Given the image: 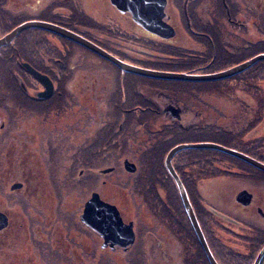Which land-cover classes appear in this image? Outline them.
Segmentation results:
<instances>
[{"label":"flooded vegetation","instance_id":"1","mask_svg":"<svg viewBox=\"0 0 264 264\" xmlns=\"http://www.w3.org/2000/svg\"><path fill=\"white\" fill-rule=\"evenodd\" d=\"M40 1L0 0V37L18 23L35 19L51 21L83 35L123 61L143 66L137 63L148 60L132 54L129 46H123L122 30L109 29L115 19L126 22L136 31L125 36H133L137 45L148 47L149 51H135L143 55L152 56L153 46L155 52L159 49V54L167 44L181 49L186 30L194 48L204 46L190 53L195 61L209 63L211 68L223 66L212 72L236 65V61L260 50L263 45L261 36L252 40L247 34L251 25L262 26L264 0H183V4L182 0H176L178 13L173 12V1L168 0L164 19L175 28L170 38L140 24L134 15L133 2L125 3L126 0L121 1L125 10L113 0H109L111 8L97 9L93 13L87 11L84 0H79L80 3L59 0L60 3L54 2L41 10L30 9ZM247 14L254 18L250 19ZM227 25L233 30V39L226 37ZM20 34L22 38H18ZM20 34L11 43L0 46V222H5L0 229V264H212L186 212L179 186L166 166L168 153L164 159L166 169L147 166L150 154L144 148L139 150V165L133 161L137 166L135 172L125 165L118 168L120 175L110 186L115 187L113 196L122 201L120 204L111 199L113 196L107 200L102 197L96 184L102 181L97 177L84 176L89 165L73 173L72 178L85 179L79 182L80 186L73 188L69 181L71 168L67 166V156L81 154L92 159L126 156L127 152L118 154L117 118L121 116L120 121L131 122L133 111L145 109L142 105L131 107L137 97L127 88L129 82L124 75L128 72L101 54L56 33L29 28ZM231 40L236 42L231 45ZM86 56L115 69L117 81L110 92H105L103 86L100 92L93 93L94 98L85 97V81L96 80L91 75L92 68L98 69L97 61L92 59L95 64L85 70L81 61ZM24 63L53 81L54 91L49 97H40L45 87ZM232 63L235 64L230 65ZM38 83L41 88H37ZM98 83L95 82V87ZM140 86L144 87L145 83ZM150 90L159 107V117L166 114L171 120L189 123L196 119L195 115L203 116V112L192 108V103L173 100L176 92L164 87ZM79 91H82L80 96ZM176 106L183 110L177 111ZM80 107L82 112H78ZM92 108H96V112L86 115ZM204 113L210 115L208 110ZM71 114L79 117L77 134L74 133L78 123L70 122ZM101 115L106 120L98 117ZM263 124L264 119L249 131V142L244 141L246 138L241 140L242 150H239L262 163L264 134L255 137V131ZM53 129L58 132L51 134ZM212 129L220 132L223 128ZM93 130L96 131L94 140L86 145L85 136ZM114 131L115 139L111 135ZM56 137L58 146L52 143ZM77 138L82 141L74 144L71 151L67 139ZM39 139H42L40 143ZM44 141L50 143L48 148ZM123 142L135 143L130 133L124 135ZM179 153L173 157V165L217 262L254 264L264 248V169L230 154L210 158L212 167H196L193 164L196 157ZM218 156L236 165L222 167L223 160ZM126 159L129 158L125 157L124 161ZM115 169V166L107 167L104 173L101 169L99 176L113 174ZM244 190L250 193L251 199L238 201L237 195ZM213 193H218V197ZM96 194L102 201L117 207L124 226L133 224L135 238L132 242L109 237L108 224L106 231L100 228L102 207L95 209V220L87 217V204ZM114 255L125 259L115 263ZM258 264H264V255Z\"/></svg>","mask_w":264,"mask_h":264},{"label":"rangeland","instance_id":"2","mask_svg":"<svg viewBox=\"0 0 264 264\" xmlns=\"http://www.w3.org/2000/svg\"><path fill=\"white\" fill-rule=\"evenodd\" d=\"M172 1H173L172 5H171L172 10L174 13L175 12L178 13L179 12L178 9H180V8H178V2L180 0H178V2H176V0H172ZM54 2H59V0H41L38 4H36L35 8L31 7L30 9L41 10V9L45 8L46 5H54ZM78 2L80 3L79 0H78ZM96 2H98L99 4H97ZM84 3H85V6L87 7V11L89 13H93L97 9L104 10V9H108L109 7L111 8V6H109L110 5L109 0H84ZM182 4H183V0H182ZM263 8H264V5H263ZM73 12L74 11L71 10V13H73ZM247 17H249L250 19L254 18V16H252L250 14H247ZM114 19H115V17H114ZM105 21L107 23H110L107 19ZM119 25H120V27H119ZM183 25H186L184 20H183ZM114 28L116 30L117 29L122 30V32L124 34H121L122 35V41L121 42H123V46H129L130 47L132 54H134L137 57L142 58L144 60H149L152 57H156L159 55V53L155 52L153 49L155 46L152 47V50L150 49L151 47L149 48L153 54L152 56L151 55H143L142 53H135V51H137V50L138 51L148 50V47L143 46V45H137V43L134 40H132L133 36H130V38L125 36V35H131L132 33H134V34L136 33V31H133L131 29L130 25H128L126 22H124V21L116 22V19H115V23L112 25V29H111V27L109 29L113 30ZM226 28L228 29V31L226 33L227 34L226 37L228 36L231 39H233L232 28H229L228 25ZM117 34L119 35V31L117 32ZM123 35H124V37H123ZM250 35H252V36H250ZM255 36H261L262 40H264V10H263V15H262V26L254 27L251 25V30L248 31V34H247L248 38L251 37L252 40H255L256 39ZM234 42H236V41L231 40V45H233ZM180 45L182 46L181 51L188 52L189 54L194 53V51L198 52V51H200V49L204 48L203 45L194 48V44L192 42H190V37H189V34L187 33L186 30L183 31V42ZM92 59H94V58H92L90 56H86L81 61V63H82V65L86 66L85 70L89 66H91L92 64H95V63H96V66H98V69L92 68V70H94V71L91 74V75H94L93 77H96V80L90 79V80L85 81L86 82V84H85V97L86 96H92L94 98L95 96L93 93L100 92L101 91L100 89L103 86L105 87L104 88L105 92H110V90L115 87L117 78L115 76V72H114L115 69L114 68L105 64L104 62H102V64L100 65V63L95 59H94V61H97V62L94 63L92 61ZM230 67H232V66H230ZM97 70H99L98 74H96ZM161 70H164V69H161ZM77 80L80 81L81 79L79 78ZM78 81H76V82H78ZM95 82H100V83H98L97 87H95ZM213 82H218L216 84H219V83H223V84H220L217 86H211V88L206 92H203V91L199 92L198 89L197 90L194 89V90L190 91L192 94H189V93L177 94L175 97L173 96V98H175L176 101H179V102L184 101V102H188L187 104L192 103V108L198 109V111H200L202 109V106L208 107V111L210 112V115L203 112L202 117L199 116V118L194 119L191 122L192 125L194 124L193 126L198 127V128H209V127L215 128V129L223 128V129L231 130V131L237 132V133L241 132L243 130L244 124L248 121V118L243 119L242 116L245 115V111H249L251 116L256 115V113H257L256 111L259 109V100L255 97L253 99H249L248 93H245L244 90L239 91V89L242 88V86H240V84L238 82H236L234 80V78H232V77L226 78V80L223 79L220 81H213ZM144 83H145V86L141 87L140 85L144 84ZM198 83L200 84L198 86L200 88L206 87L208 85H214V84H209L206 82H198ZM153 87H155V85H153L149 82H145V81L142 82L141 81L138 84V86H136L134 88V90L137 92L144 93L141 96H143L145 98L154 99V96L151 93L152 90H150ZM37 88H41V85L39 83L37 85ZM140 90H145V91H140ZM149 90H150V92H149ZM81 92L82 91L78 92L79 96H80ZM243 99L244 100L247 99L246 102L241 101ZM248 102H251V103L248 104ZM212 103H214V104L209 107V105H211ZM176 108H177V111L183 110L182 109L183 107H180V106H178V107L176 106ZM96 110H97L96 108H92L91 110H89L87 112L86 115L91 116L92 112H96ZM78 112H82L81 107H80ZM71 115H72V117H71L70 122L75 121L76 123H78L76 126V132L74 133V134H77L78 131L80 130L79 117L77 115H74V114H71ZM164 116H166V117H164ZM98 117H101L102 119L106 120L104 115H101ZM133 117H134L133 121H131V122L119 121L118 125H121L120 126L121 129L120 128L116 129L117 132H119L118 133V151H119L118 154H122L124 152H127L125 157L129 158L130 160H132V162L134 161L136 164L139 165V159H138L139 158V156H138L139 150L142 148H144L146 150L148 148H151V146H153V144H155V143H159L161 141H165V140H169V139L174 138L175 134H174V132H172V130L177 129L178 122L175 120H171L170 116H168L166 114H163L158 118H153V119L150 118V119H152L151 121H149L150 124H148L146 121L140 120V116H133ZM161 117H164V118H161ZM76 118L78 119V121L76 120ZM169 123L173 124V125L168 126ZM189 124H190V122L188 123V125ZM61 127L64 128L66 126H61ZM128 130H129V132H128ZM52 131H53V133L51 132V134H55L56 132H58L55 129H53ZM195 131H199V130L195 129ZM129 133H130V136L135 141V143H129L128 142L126 145V143L123 142V137H124V135H127ZM182 133L179 136V137H181L182 143H189L188 140L194 139L196 137H199V138H205L206 137L205 139H208L206 141L215 142V141H213L215 135L213 137L212 135H210L208 133H204L205 137H202L198 134L186 135V134H182ZM95 134H96V131L93 130L89 133V135L87 134L85 136L86 145L93 142ZM263 134H264V124L260 125L257 128V130L255 131V137L256 136H262ZM111 135H112V138L115 139V131ZM245 138L246 139L244 141L249 142V140L251 138L250 134L246 135ZM78 139L79 138L72 139V140L67 139L68 142L70 141L69 144L71 147V151H72V146L74 144L78 145V142L82 141V140H78ZM41 141H42V139H39V143ZM44 142H45L44 143L45 148H48L50 143L47 141H44ZM202 142H204V141H202ZM260 142H262V141L259 140L258 144H260ZM52 143L58 146L57 137L55 140H53ZM183 151H196V152H198V151H211V149L193 148V149H185ZM43 156L45 157L46 155H43ZM125 157L119 156L118 158H93L92 159V158L82 157L81 154L76 156V157L67 156V158L69 159V162L67 161V166H69L71 168V171L68 174L69 178H70L69 181L72 182L73 188H77V186H80L79 182H84L85 179L82 180V179H80V177L72 178L73 173H78L80 168L89 165L84 176L85 177L87 176L89 179L92 176H94V177H97L100 181H102L101 184L99 181L96 183L99 185V187L97 189L101 191L102 197L107 200V199H109L110 196H113L115 194V189H114L115 187L110 186V185L115 184V181H114L115 177L120 175L121 169L118 170V168L124 166L123 161H124ZM221 159L223 160V162L220 163V165L222 167H228L229 168V167H233L234 165H236L234 162L226 161L224 158H221ZM41 161L44 162V160H41ZM83 161H87L88 163H84ZM40 165L43 166L45 164H43V165L40 164ZM110 166L116 167L113 174L108 173V174H102L101 176H99V172L101 169L106 170L107 167L109 168ZM104 170H103V173H104ZM105 179L107 180V182L103 183V180H105ZM110 189H112V190H110ZM213 195H215V198L218 197V193H213ZM208 196L211 197L212 194L208 195ZM111 199L115 200L117 202V204H120L122 202L121 200L117 199L114 196ZM0 253H1V246H0ZM113 258H114L115 263L122 262L123 259H125L120 255H114Z\"/></svg>","mask_w":264,"mask_h":264},{"label":"water","instance_id":"3","mask_svg":"<svg viewBox=\"0 0 264 264\" xmlns=\"http://www.w3.org/2000/svg\"><path fill=\"white\" fill-rule=\"evenodd\" d=\"M121 1L123 0H113L114 4L118 5L120 9L125 10L124 7L121 6L122 5ZM127 2L129 4L133 2V5L135 6L134 15L136 17V20L140 24H142L146 28H149L152 32L164 38H170L175 34V28L172 25H170L167 20L164 19L165 10H167L168 7V0H126L125 3ZM29 28H39L46 31H50L58 35H61L67 39H70L80 45H83L86 48L108 58L114 64L119 66L124 72L133 73L136 75L153 78V79H160V80L191 81V82L223 80L226 78L233 77L239 73H242L245 70L252 67L258 61L264 60V52H263L227 69L217 72H210V73H193V72H183V71L181 72V71H170V70L149 68L123 61L122 59L109 53L99 45L95 44L91 40L87 39L83 35L67 27H64L62 25H59L51 21L39 20V19L28 20L14 27L8 33L0 37V46L11 43L18 34ZM24 64L30 68V70L34 73V75L38 78V80L43 83L45 87V89L42 92H40V97L43 98L49 97L54 91L53 81L47 75L42 74L38 70L32 69L28 63H24ZM192 148L215 149L230 154L232 156H235L237 158L244 159L250 162L251 164L260 167L262 169H264V163L250 157L249 155L235 148H231L217 142H209V141L179 143L174 147H172L166 156L165 159L166 166L169 169L170 174L174 177V179L176 180L179 186L186 212L192 222L194 229L198 234L201 244L206 250L210 262L212 264H219L207 244L206 238L200 227L192 203L190 202V199L188 197L186 188L172 162L173 157L178 152ZM124 165L126 169H128L131 172H135L137 169L136 164L130 161L129 159H126L124 161ZM250 199H251V195L246 190L241 191L237 195V200L241 202H247ZM97 207H102L103 209V217H101L98 220V221L102 220V227L100 228L103 231H106L107 229L105 225L108 224L110 231L108 234L109 237L118 240H123L124 242H132L134 240L135 236H134L133 224L131 223L128 226H124L117 207L102 201L98 194H96V196L94 195V197L90 199V201L87 204L86 214L88 218L95 220V216H96L95 209ZM3 225H5V222L4 224L0 222V229L3 227ZM263 255H264V248L259 253L254 264H258Z\"/></svg>","mask_w":264,"mask_h":264},{"label":"trees","instance_id":"4","mask_svg":"<svg viewBox=\"0 0 264 264\" xmlns=\"http://www.w3.org/2000/svg\"><path fill=\"white\" fill-rule=\"evenodd\" d=\"M19 24V23H18ZM17 24V25H18ZM16 25V24H15ZM15 25H12L9 27L8 30H11ZM9 32V31H8ZM24 34V33H23ZM23 34L19 35L18 38H22ZM157 52L159 49L157 48ZM264 52V40H263V45L260 50L254 51L253 53L241 58L240 60L236 61L240 63L241 61H244L246 59L251 58L252 56L259 54V53ZM137 64H141L143 66L149 67V68H155V69H164V70H170V71H183V72H212L216 70H220L223 68V66L215 65L211 68V65H208L205 62H200V61H195L193 56L189 54L188 52L181 51L180 48H176L175 46L171 44H167L165 47H162L161 52L158 56L155 57L154 60H148L145 62H139ZM235 63H232L230 65H233ZM200 70V71H199ZM127 80V88L134 93V95L137 97L135 99V102L131 105V107L142 105L145 107L144 110L142 111H133V116H140V120L146 121L148 124L149 121H151L153 118H158L159 113L158 112V105L154 101V99H148L143 96H141L143 93L142 92H137L134 90L136 86L142 81V82H149L155 87H164L168 91H173L176 92L175 96L177 94H184V93H189L192 94L190 91L191 90H199V92L203 91L206 92L208 91L211 86H217L223 83L216 84L218 82H213V81H203L209 84H214V85H208L206 87H198L200 84L198 82H191V81H175V80H160V79H153V78H148L140 75H136L133 73H126L124 75ZM231 78V77H230ZM234 80L242 86V88L239 89V91L244 90L245 93H248L249 99H253L254 97L259 100V109L256 111V115L251 116L249 111H245V115L242 116L243 119L248 118L249 121L246 126H243V130L239 133L233 132L231 130H226L222 129L220 132L215 131L212 128H198L195 127L191 124L188 125V122H181V120H177L178 122V127L177 129H173L172 132H174L175 137L169 140L161 141L159 143L153 144L151 148L146 149L145 151H149V156L147 160V166L151 167H159L166 169L164 159L166 154L169 152V150L174 147L175 145L182 143L180 134H198L202 137L204 136V133H208L214 137L213 141L223 144L225 146L235 148L237 150H242L240 147V142L245 138L246 135L250 134V130H252L255 125L260 122L261 120L264 119V60H260L259 62L255 63L252 67L249 69L245 70L242 73H239L235 76H233ZM126 80V81H127ZM226 80V79H225ZM220 81V80H217ZM202 82V81H201ZM225 83V82H224ZM118 86L122 87L121 82H118ZM154 88V87H153ZM174 96V97H175ZM140 98V100H138ZM247 98V99H248ZM173 100H176L175 98H172ZM246 99V100H247ZM246 100H241L243 102H246ZM184 102V101H183ZM237 102V101H236ZM251 102H248V104ZM208 107L207 106H202V109L200 110L201 112L207 111ZM129 112H132L129 111ZM128 112V113H129ZM124 114V112H123ZM122 114V116H123ZM196 119L199 118L197 115H195ZM152 118V119H150ZM118 121H120L121 116L117 118ZM125 120L128 121V118L125 117ZM199 121V120H198ZM141 123V122H140ZM173 124H168V126H171ZM135 127V126H134ZM118 129L120 128V125L117 127ZM121 129V128H120ZM195 129L199 131H195ZM119 133V132H118ZM206 138V137H205ZM205 138H199L196 137L194 139L188 140V142H202L206 141L208 139ZM127 145V142H125ZM233 143V144H232ZM193 149V148H192ZM206 149V148H203ZM187 155L190 154L191 156L196 157L195 162L193 163L196 165V167H202V168H208L212 167L210 163V158L215 157L216 155H224V156H229L228 154L222 153L218 150L211 149V151H181L179 155ZM221 156H218L221 158ZM232 157V156H231ZM144 165V162L142 160V166ZM216 166L217 165H213ZM184 170V169H183ZM218 171L215 170V174H217ZM166 175H169V173L166 171ZM186 176V175H185ZM182 213L185 217V220H187L186 213L184 211V207L181 206ZM188 225L189 221H188ZM191 228V226H190ZM192 230V228H191ZM200 247V245L198 244Z\"/></svg>","mask_w":264,"mask_h":264}]
</instances>
